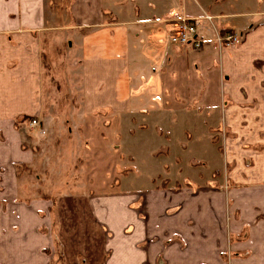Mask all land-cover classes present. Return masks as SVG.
Listing matches in <instances>:
<instances>
[{
    "label": "crops",
    "instance_id": "0c3cea01",
    "mask_svg": "<svg viewBox=\"0 0 264 264\" xmlns=\"http://www.w3.org/2000/svg\"><path fill=\"white\" fill-rule=\"evenodd\" d=\"M235 3L71 0L62 23L53 0H0V264H264V1L252 11ZM204 13L218 17V28L240 32L241 43L219 46L205 20L200 28L207 43L200 50L161 35L162 28L170 34L169 20ZM56 32L74 43L79 57L80 120L90 127L94 121L120 122L116 130L101 123L100 132H86L99 134L93 145L108 155L111 145L120 152L124 118L137 110L134 89L141 104L143 89H159L162 98L171 90L195 98L202 79L209 85L219 80L233 104L236 139L226 189L222 182L189 179L187 185L177 181L141 192L31 197L25 179L35 168V151L24 144L16 122L44 116V40ZM145 46L149 76L139 84V70L133 72L139 62L132 60ZM199 67L210 75L201 77ZM250 104H262V112L242 107ZM123 156H117L119 167Z\"/></svg>",
    "mask_w": 264,
    "mask_h": 264
},
{
    "label": "rangeland",
    "instance_id": "374dc122",
    "mask_svg": "<svg viewBox=\"0 0 264 264\" xmlns=\"http://www.w3.org/2000/svg\"><path fill=\"white\" fill-rule=\"evenodd\" d=\"M155 1L157 4L167 5L186 0H177L176 3V0ZM187 1L206 6L209 0ZM263 1L234 0L236 8L249 11L258 9ZM53 2L61 16L60 21L64 23L71 0ZM216 18L215 21L218 20L217 16ZM255 22L259 23V20ZM221 28L218 30L222 34L227 32ZM145 31L150 32L148 28ZM167 32V28L161 29V35L165 39L170 37ZM229 32L241 35L235 30ZM242 38L241 35L237 45L241 43ZM44 41V116L36 123H31L32 120L16 123L24 135V144L35 151L34 171L27 172L29 179H25L31 197L41 196L45 192L77 194L116 188L126 192H141L151 187L176 184L177 181L180 185H187L189 179L205 185L222 182L226 189L230 172L229 151L236 139L230 118V108L233 104L231 100H226L219 80L209 85L201 78L204 83L198 90L199 96L195 98L180 97L179 93H172V90L169 97L162 98L163 94L159 89H143L145 93L141 95L142 105L136 101L140 94L134 89V108L137 110L124 118L125 122L120 129L123 133L119 144L120 152L125 159H122L124 161L119 167L117 156H120V152L116 153L113 145V154L102 152L101 146L93 145L99 134L91 132L94 134L91 136L86 132L92 128L100 132L103 130L101 123L106 125L105 130H116L120 122L94 121L93 127H90L78 117L82 111L83 89L80 86V64L74 43L69 45L65 36L59 32L46 35ZM148 43L149 41H146V45ZM145 48L147 49L142 50L138 47L139 50L135 51L137 57L134 58L133 55L132 60L133 63L139 62L136 68L133 64V72L134 69L135 73L136 69L139 70V84H143L144 79L149 76L148 66L144 65L145 60H148L149 51L148 47ZM134 49L136 48L133 44V53ZM199 69L198 74L201 77L210 75L202 67ZM211 75H214L215 80L217 74L213 71ZM151 95L158 98H151ZM242 107L246 110L253 107L256 112H262L263 108L262 104ZM114 138L116 140L117 137ZM246 139L243 138L241 143L243 147L248 145ZM93 148L88 154L87 149ZM95 149L98 151L97 155L92 153Z\"/></svg>",
    "mask_w": 264,
    "mask_h": 264
},
{
    "label": "built area",
    "instance_id": "2783aa9c",
    "mask_svg": "<svg viewBox=\"0 0 264 264\" xmlns=\"http://www.w3.org/2000/svg\"><path fill=\"white\" fill-rule=\"evenodd\" d=\"M216 16L204 13L201 18H180L169 20L173 23V28L170 30V42L182 46V47H191L195 50H200L207 43L206 39L201 35L202 20H205L210 23L215 42L222 46L226 45H237L240 41L241 35L237 33H231L229 31L221 33L218 30V26L215 24ZM36 120H32L31 123H36Z\"/></svg>",
    "mask_w": 264,
    "mask_h": 264
},
{
    "label": "trees",
    "instance_id": "16d2710c",
    "mask_svg": "<svg viewBox=\"0 0 264 264\" xmlns=\"http://www.w3.org/2000/svg\"><path fill=\"white\" fill-rule=\"evenodd\" d=\"M31 120H32L31 117L25 116L21 120H18L16 123H20L21 121H31Z\"/></svg>",
    "mask_w": 264,
    "mask_h": 264
}]
</instances>
